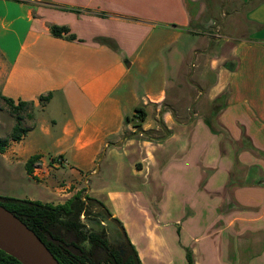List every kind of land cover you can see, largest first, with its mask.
<instances>
[{"label": "crops", "instance_id": "0c3cea01", "mask_svg": "<svg viewBox=\"0 0 264 264\" xmlns=\"http://www.w3.org/2000/svg\"><path fill=\"white\" fill-rule=\"evenodd\" d=\"M241 1L240 27L226 34L219 29L226 18L207 12L203 0H0V98L32 108L23 119L28 131L3 157L32 177L27 162L38 155L33 172L39 166L76 189L87 184L143 264L176 262L163 254L170 234L153 224L142 191L197 182L216 189L222 201L201 216L204 241L188 245L194 264H264V0ZM53 25L70 31L54 36ZM161 27L167 40L153 36ZM162 45L180 74L139 89L134 69L144 72ZM57 155L63 167L51 163ZM167 156L175 159L166 164ZM53 183L40 201L65 202Z\"/></svg>", "mask_w": 264, "mask_h": 264}, {"label": "rangeland", "instance_id": "374dc122", "mask_svg": "<svg viewBox=\"0 0 264 264\" xmlns=\"http://www.w3.org/2000/svg\"><path fill=\"white\" fill-rule=\"evenodd\" d=\"M203 1L207 2V12L213 14L216 19L218 18L219 20L218 15L226 18V20L224 21L225 25L223 24L224 28L223 26H220V30L223 29L226 34H229V31L234 32L235 28L237 29L238 27H240L239 18H241V13H243L244 11L241 0H212L211 5V0ZM223 12L225 13V15H222ZM218 20H216L215 25H211L209 27H211L213 30L218 29V25H220ZM159 33L166 34L165 37H162L163 40H167L170 36V32L167 31L166 27H161L160 29H158L156 31V34L153 36H159ZM179 44L180 46H182L181 41ZM169 47L170 46L168 45L160 46V48L158 49L159 58H156L155 60L152 59L150 64L146 66V69L140 75L137 74V69H134L135 78H137V82L135 85L136 87L140 86L139 89H141L142 87L144 89L148 87H151L153 89H159L164 79L170 80V75L173 71L176 70L179 73L180 70H178V68H174V63H172V61H170L168 57L170 56V51L168 50ZM157 59H159L158 65L156 68H153L154 70H152V66L154 65V63H157ZM184 79L185 78H183L182 80V83H184L182 88L184 87L183 89H186L187 86H185ZM177 80H180L179 76L177 77ZM165 89H167L170 94V91L173 88H171L170 84L169 86H166ZM181 95L182 97H184L186 96V93L183 92ZM31 110L32 108L29 105L24 110L20 111V113L23 117H27V113H29ZM52 111L53 109L49 108L47 110L46 116H51ZM16 123V113L12 110V107L8 104L6 100L0 98V138L9 139L10 141H13L11 139V134L13 131V127ZM26 125L27 122L25 120L23 121V126ZM58 157L61 156H51L50 159ZM174 159L175 158L173 157L170 158L167 156L163 158V161L164 163L168 164L170 160L173 161ZM185 160L186 155L184 153H181L176 158L178 164L185 162ZM66 162L67 161L63 162L62 165H65ZM54 165L58 166V163L54 162ZM50 167L54 170L57 169L52 167V165ZM46 173L47 172H45V174L43 173L44 176L40 178L35 176L33 172L32 177H29L25 166L23 168V166L21 165H11L6 160V158L3 157L2 152L0 151V197L12 196L24 199L26 198L32 200H41L43 199V195L45 194V192L49 191V189L47 188L48 186H50L49 183L51 181H54V183L51 184V187L56 188V190L60 194H65V197L62 200H67L78 192H82L84 196H89V193H87V184L82 186L81 189H76L75 185L69 183L67 178L64 180H62L61 178H56V174H52L53 172L51 173V177L48 178L47 175L49 174V172L47 175ZM163 187L164 188L160 189L143 190L142 195L146 196V198L143 200V203L147 207V209L153 214L155 219V222H153V224L156 223L157 229L162 233L164 230L169 231L170 237L165 236V238L166 242L168 241L171 244L172 249H162L163 254L166 256V259L170 261L172 257V260L175 261L176 264H187V251L189 248L188 245L199 246L203 243L205 238V232L207 230L205 228L206 226L204 225H206L208 222L206 220L201 219V216H212L214 213H216L217 204L219 201H222V196L221 193L216 189L210 188L207 192V189H202L201 184H198V182L195 183L192 187L191 185H188L187 189L180 188L181 190H179V188L175 189L167 187L166 183H163ZM171 189L172 196H170ZM207 193L210 196L209 204H205L208 201L206 197ZM50 199V203L56 204L60 201V199H54V197H51ZM159 202L160 204H162L160 205L161 209L163 210L162 215L157 214ZM192 208L195 210L194 213L191 212ZM193 214H195V216L192 217ZM82 220L87 224V229L99 232L105 231L108 236V239L111 241V245L120 246L123 244L124 236L121 231V228L115 221H113L111 217L108 216L107 212L101 209L100 207H92L90 216L87 217L84 215V217H82ZM141 223H143V221ZM174 232L175 236H173ZM62 233L66 234L65 230H62ZM216 237L217 236L215 235L214 238ZM69 239L75 240L88 250L92 248L91 244L88 241H78L76 240V238L70 236ZM174 239H177L178 247L174 246V244L171 243V241ZM170 244L167 243V245L169 246ZM173 250H177L178 252L173 253ZM151 262L152 261H150L149 264Z\"/></svg>", "mask_w": 264, "mask_h": 264}, {"label": "trees", "instance_id": "16d2710c", "mask_svg": "<svg viewBox=\"0 0 264 264\" xmlns=\"http://www.w3.org/2000/svg\"><path fill=\"white\" fill-rule=\"evenodd\" d=\"M66 26L53 25L51 32L54 36L61 37L69 33ZM69 38L75 39L74 34ZM45 99L41 97V100ZM12 110L16 113L17 123L13 127L11 139L18 141L28 131L23 126L24 117L20 111L30 105L29 102L19 101L15 104L11 98H5ZM136 116L144 119L146 112L143 108H137ZM10 140L0 138V151L4 152ZM40 156H32L27 162V170L33 173L32 166ZM0 204L13 212L27 227L42 240L51 253L61 264H143L136 246L131 242L124 225L113 217L110 210L99 199L86 196L82 192L74 194L63 203H50L40 200L17 198L12 196L0 197ZM97 206L105 210L109 217L115 221L124 236V242L120 246L111 245V241L105 231H94L87 229L83 222L82 215L90 216L91 208ZM65 230L66 234L62 233ZM77 238L81 241H88L92 248L86 250L76 241L69 239ZM189 264H194L191 253H187ZM0 264H23L14 256L0 248Z\"/></svg>", "mask_w": 264, "mask_h": 264}, {"label": "water", "instance_id": "95a60500", "mask_svg": "<svg viewBox=\"0 0 264 264\" xmlns=\"http://www.w3.org/2000/svg\"><path fill=\"white\" fill-rule=\"evenodd\" d=\"M0 209L11 214L23 227L30 230L46 250V254L36 252L31 245L23 241L19 236L11 233L2 224H0L1 249L17 258L23 264H61L33 230L27 227L13 212L8 210L2 204H0Z\"/></svg>", "mask_w": 264, "mask_h": 264}, {"label": "bare ground", "instance_id": "6f19581e", "mask_svg": "<svg viewBox=\"0 0 264 264\" xmlns=\"http://www.w3.org/2000/svg\"><path fill=\"white\" fill-rule=\"evenodd\" d=\"M0 224L31 245L36 252L46 254V250L36 239L34 234L27 228L23 227L11 214L5 212L3 209H0Z\"/></svg>", "mask_w": 264, "mask_h": 264}, {"label": "built area", "instance_id": "2783aa9c", "mask_svg": "<svg viewBox=\"0 0 264 264\" xmlns=\"http://www.w3.org/2000/svg\"><path fill=\"white\" fill-rule=\"evenodd\" d=\"M51 162L54 164V162H57L58 165H62L63 162H65L64 158L63 157H58V158H52L51 159ZM45 174V171L41 169V167L37 166L35 169H34V175L37 176V177H43L44 174Z\"/></svg>", "mask_w": 264, "mask_h": 264}, {"label": "flooded vegetation", "instance_id": "af4514ba", "mask_svg": "<svg viewBox=\"0 0 264 264\" xmlns=\"http://www.w3.org/2000/svg\"><path fill=\"white\" fill-rule=\"evenodd\" d=\"M84 200H86V196H84ZM55 204V203H54ZM82 217H84V215H82ZM76 240H78L77 238H76ZM75 241V240H74ZM78 241H81V240H78ZM78 243V242H77ZM79 244V243H78ZM80 245V244H79ZM82 246V245H81ZM92 246V245H91ZM84 247V246H83ZM85 248V247H84ZM86 249V248H85ZM86 250H88V249H86ZM89 250H91V249H89Z\"/></svg>", "mask_w": 264, "mask_h": 264}]
</instances>
